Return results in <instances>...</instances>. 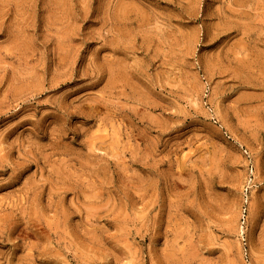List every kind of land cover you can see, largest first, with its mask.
<instances>
[{"label":"rangeland","instance_id":"374dc122","mask_svg":"<svg viewBox=\"0 0 264 264\" xmlns=\"http://www.w3.org/2000/svg\"><path fill=\"white\" fill-rule=\"evenodd\" d=\"M0 264H264V0H0Z\"/></svg>","mask_w":264,"mask_h":264}]
</instances>
